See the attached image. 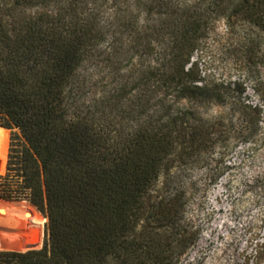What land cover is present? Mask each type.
I'll return each instance as SVG.
<instances>
[{
    "label": "trees",
    "instance_id": "obj_1",
    "mask_svg": "<svg viewBox=\"0 0 264 264\" xmlns=\"http://www.w3.org/2000/svg\"><path fill=\"white\" fill-rule=\"evenodd\" d=\"M218 17L264 34V0H0V142L4 128L14 146L0 199L47 219L41 250L0 252L1 262L178 264L194 234L181 196L161 198L157 186L173 169L206 166L218 147L226 155L231 129L178 106L218 103L192 61ZM130 53L136 94L119 82L88 99L83 67L105 74ZM243 114L242 143L252 144L262 109ZM116 116L136 124L125 131Z\"/></svg>",
    "mask_w": 264,
    "mask_h": 264
},
{
    "label": "rangeland",
    "instance_id": "obj_2",
    "mask_svg": "<svg viewBox=\"0 0 264 264\" xmlns=\"http://www.w3.org/2000/svg\"><path fill=\"white\" fill-rule=\"evenodd\" d=\"M187 1L192 5L201 0ZM208 3L209 0H205V5ZM111 6L114 5L106 3V8ZM232 23L229 27L222 17L212 20L211 31L192 58L201 76L218 87V103L196 106L183 100L178 104L205 120L218 119V123L231 129L226 155L221 160L219 154L223 150L218 147L206 166L184 171L173 169L168 181L163 176L157 186L161 198L181 196L182 225L184 230L194 234L186 239L189 247L180 255L178 264H264V120L263 128L251 140L252 144L242 143L244 130L239 123L243 119L244 105L261 107L264 119V34L239 18ZM136 62L133 53L123 54L118 60L113 57L105 74H98L85 65L81 74L89 77L87 98L97 100L103 89L110 91L119 82L127 84L131 93L128 98H132L137 92L132 88L137 80L131 65ZM125 104L124 109L130 103L125 101ZM114 120L126 126L125 131L136 124L133 118L125 121L116 116ZM2 129L0 182L11 174L14 151L11 131ZM0 203L32 208L39 219L38 223L32 224L24 212L19 223L13 218L0 217V252L41 250L46 241L47 219L25 201L0 199ZM10 241L25 247L12 248L7 244ZM0 264L7 263L0 259Z\"/></svg>",
    "mask_w": 264,
    "mask_h": 264
},
{
    "label": "bare ground",
    "instance_id": "obj_3",
    "mask_svg": "<svg viewBox=\"0 0 264 264\" xmlns=\"http://www.w3.org/2000/svg\"><path fill=\"white\" fill-rule=\"evenodd\" d=\"M6 203V202H5ZM22 207L23 205H19V204H4V203H0V217L2 218H9V219H16L19 223L20 221V216L22 214ZM10 223V222H9ZM5 224V223H4ZM12 228V227H11ZM1 234V233H0ZM9 234V233H8ZM14 235V234H13ZM12 236V235H11ZM15 236V235H14ZM15 238V237H14ZM13 239V238H11ZM7 240V239H6ZM1 241V240H0ZM15 242H8L7 244H9L11 247H13ZM6 244V245H7ZM4 246V245H3ZM4 248V247H3ZM7 251V250H6Z\"/></svg>",
    "mask_w": 264,
    "mask_h": 264
}]
</instances>
